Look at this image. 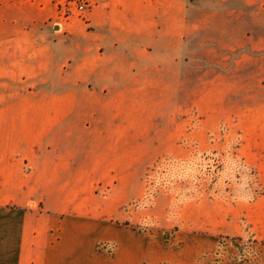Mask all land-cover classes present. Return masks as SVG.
Wrapping results in <instances>:
<instances>
[{"label":"crops","instance_id":"0c3cea01","mask_svg":"<svg viewBox=\"0 0 264 264\" xmlns=\"http://www.w3.org/2000/svg\"><path fill=\"white\" fill-rule=\"evenodd\" d=\"M95 1L63 19L65 0H0V264L141 254L110 223L141 168L128 117L230 112L264 132V0ZM231 209L173 207L170 264H264V184Z\"/></svg>","mask_w":264,"mask_h":264},{"label":"rangeland","instance_id":"374dc122","mask_svg":"<svg viewBox=\"0 0 264 264\" xmlns=\"http://www.w3.org/2000/svg\"><path fill=\"white\" fill-rule=\"evenodd\" d=\"M236 124L230 112H159L157 118L143 112L128 117L127 163L133 164L140 153L134 146L141 144V168L122 182L128 202L110 223L126 231L128 243L141 238L142 251L134 256L128 246L125 264H170L173 207L200 205L209 215L220 207L231 211L237 203L259 196L264 184V132L240 131ZM168 129L170 148L162 142ZM150 130L158 131L157 148H148ZM247 233L250 242L259 237ZM103 247L110 253V264H124L115 245Z\"/></svg>","mask_w":264,"mask_h":264},{"label":"built area","instance_id":"2783aa9c","mask_svg":"<svg viewBox=\"0 0 264 264\" xmlns=\"http://www.w3.org/2000/svg\"><path fill=\"white\" fill-rule=\"evenodd\" d=\"M95 0H65L60 8L61 17L68 19L73 15L82 17V15L89 10L96 3Z\"/></svg>","mask_w":264,"mask_h":264}]
</instances>
